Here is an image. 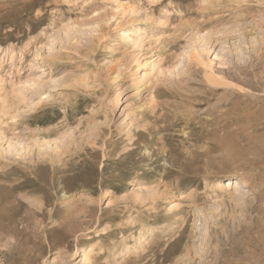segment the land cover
<instances>
[{"label":"rangeland","instance_id":"obj_1","mask_svg":"<svg viewBox=\"0 0 264 264\" xmlns=\"http://www.w3.org/2000/svg\"><path fill=\"white\" fill-rule=\"evenodd\" d=\"M116 1L0 0V264H264V0Z\"/></svg>","mask_w":264,"mask_h":264},{"label":"bare ground","instance_id":"obj_2","mask_svg":"<svg viewBox=\"0 0 264 264\" xmlns=\"http://www.w3.org/2000/svg\"><path fill=\"white\" fill-rule=\"evenodd\" d=\"M82 1L83 2H86L88 0H82ZM126 6H128V5H126ZM126 6H122L121 3L120 2L117 3L116 0H115L114 4L111 6L112 13L109 15V17H107L108 18V21L107 22L116 21V19L119 18V20L121 21V22L120 21L119 22L121 24L123 23V26L122 27H120L121 24L116 23L115 26H114L115 29L113 30V33L120 32L124 28L125 15H126V13H128V10H129L128 7H126ZM159 24H160V27H159L160 29H162V30L166 29L167 28V18H161L159 20ZM158 40H159V38L156 39V41H158ZM137 46H140V43L139 42H138ZM5 58H7V60L11 62L14 59V53L12 51H9V50L8 51H5L3 53L2 57L0 58V68H1V65H2L3 61L5 60ZM114 78L117 80L116 82H120L122 77H121V75H115ZM48 79H49V81H51V84H53L52 87L55 86V85L57 86V84L59 83L55 78H53L51 76H48ZM27 84L28 85H32V87L33 86L34 87L35 86L38 87V80H28L27 81ZM24 88H25V86H24ZM131 106H132L131 105V100L127 101L126 109L128 108L129 110H131L132 109ZM233 179L236 181V184L242 183V180L241 179H237L236 177H233ZM107 190L108 191L105 193V195H109V194L112 193V190H110V189H107ZM126 190H127L126 188L123 189L122 192H121V194L118 195L117 198H123V197H125L126 196V193H125ZM134 196L136 198H138V194H136ZM83 264H89V259L88 258H85L84 261H83Z\"/></svg>","mask_w":264,"mask_h":264}]
</instances>
